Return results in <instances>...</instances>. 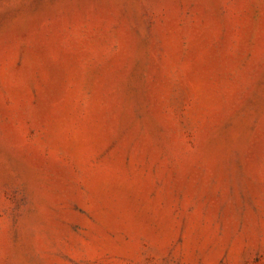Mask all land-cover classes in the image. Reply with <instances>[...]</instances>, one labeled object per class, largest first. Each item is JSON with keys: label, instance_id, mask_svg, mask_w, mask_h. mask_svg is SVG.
Returning a JSON list of instances; mask_svg holds the SVG:
<instances>
[{"label": "rangeland", "instance_id": "rangeland-1", "mask_svg": "<svg viewBox=\"0 0 264 264\" xmlns=\"http://www.w3.org/2000/svg\"><path fill=\"white\" fill-rule=\"evenodd\" d=\"M0 264H264V0H0Z\"/></svg>", "mask_w": 264, "mask_h": 264}]
</instances>
